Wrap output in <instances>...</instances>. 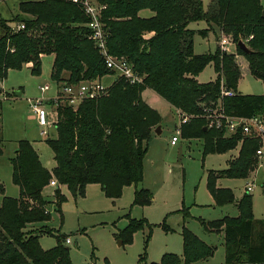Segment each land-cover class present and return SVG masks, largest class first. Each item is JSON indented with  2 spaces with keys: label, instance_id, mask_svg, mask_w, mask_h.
<instances>
[{
  "label": "trees",
  "instance_id": "obj_1",
  "mask_svg": "<svg viewBox=\"0 0 264 264\" xmlns=\"http://www.w3.org/2000/svg\"><path fill=\"white\" fill-rule=\"evenodd\" d=\"M106 6L102 23L107 34L109 55L126 59L141 84H130L118 77L108 88V94L97 100H86L77 109L57 101L55 113L57 136L47 143L54 153L53 171L43 167L34 146L27 140L18 143L11 160L13 182L20 197L5 196L0 180V264H74L65 237L55 235L45 225L29 229L38 223L51 221V205L43 195L56 179V211L63 220L62 207L67 201L60 186L68 187L75 198L85 197L88 185H100L105 196L118 199L125 187L134 185L133 206H150L153 194L139 188L144 181V161L154 128L162 117L143 100V92L152 90L187 122L181 126L185 139L203 141L204 156L226 154L239 147L238 156L229 161L223 171H210L207 187L219 207L236 204L239 215L213 222L202 221L207 232L224 234L225 264H264V218L256 219L252 195L245 193L237 201L230 189L218 188L223 178L247 179L259 166L257 151L261 142L239 130L226 136L224 130L207 128V111L221 106L231 118L264 117V94L243 95L238 91L242 78L236 55H243L250 74L264 85V7L261 0H213L205 11L202 0H96ZM28 18L15 19L25 28L14 31L8 21L0 19V78L10 70L30 66L31 73L41 75L42 57L53 55L51 78L58 85L79 84L102 80L115 75L105 63L88 27L89 18L72 0H25L19 4ZM149 10L150 18L140 13ZM205 21L208 28L194 31L191 23ZM218 31L236 45V53L223 51L197 55L194 37ZM250 49L245 53L238 43ZM213 65L217 79L199 83L204 69ZM67 74V76H66ZM222 86L232 91L224 96ZM50 104H53L52 102ZM2 101L0 100V108ZM1 152V151H0ZM184 219L189 212L183 209ZM29 226V227H28ZM152 225L146 220L130 219L121 231L123 244L131 242L138 231ZM171 231L166 222L162 224ZM43 235L55 236L57 245L44 250ZM150 236L148 240H150ZM182 256L166 253L161 261L148 263L147 255L137 264H202L215 254V247L189 231L182 229ZM109 264V263H106Z\"/></svg>",
  "mask_w": 264,
  "mask_h": 264
},
{
  "label": "rangeland",
  "instance_id": "obj_2",
  "mask_svg": "<svg viewBox=\"0 0 264 264\" xmlns=\"http://www.w3.org/2000/svg\"><path fill=\"white\" fill-rule=\"evenodd\" d=\"M21 1L25 0H0V19L8 21L15 27L19 23L15 21L17 17L20 20L28 18L19 9ZM202 1L205 11H208L213 0ZM261 3L264 7V0H261ZM189 28L202 31L208 26L205 21H201L191 23ZM223 38L219 37L216 40L215 33L210 32L207 36L197 33L194 37V51L197 55L215 53L218 46L222 49ZM227 51L236 53V45L230 44ZM53 61V55L42 58V72L39 76L33 75L30 66L25 65L20 70L8 71L6 78H0L2 101L0 180L5 187L6 197L15 199L20 197V189L13 182L11 164L20 141L27 140L34 146L43 167L48 171H53L56 166L54 153L47 143L48 139L57 136L54 125L57 121L56 108L50 104L58 98V84L51 78ZM236 61L242 75L238 91L243 95L264 94V85L250 74L246 58L237 54ZM117 78V74L108 75L103 83L113 84ZM216 79L217 74L213 65L207 66L198 78L201 83ZM46 85H49L50 89L42 92L41 87ZM222 90H225L224 86ZM18 92L22 94L17 96ZM143 96L144 102L158 111L162 117L159 125L161 133L155 132L159 126L152 132L144 161V181L139 185V188L145 187L152 192L153 203L145 207L133 206L136 190L134 185L125 187L118 199L106 197L97 184L88 185L85 197L79 198H75L68 187L60 186L62 194L67 199L62 207V220L53 204L58 184L57 187H46L43 192L44 197L51 202L48 207L52 215L51 221L28 227L39 229L47 225L52 228L55 235H63L65 237L63 243L70 249V257L74 264H137L144 254L147 255L148 263L160 262L166 253L181 256L183 252L181 233L183 226H186L194 235L215 247L211 263L224 264L223 234L220 236L219 232L205 231L201 222H213L227 216L239 215L235 205L217 206L207 187L209 172L226 170L229 161L238 156L239 147L226 154L204 156L202 140L185 139L181 135L179 143L172 146V137L182 126L183 118L180 111L176 110L177 115L175 109L152 90H145ZM36 100H43L48 121L52 124L48 129L47 138L41 135L43 129L39 127L31 108V102ZM249 183L254 186V191L250 193L254 216L261 220L264 218V157L259 159L258 168L249 178H223L217 182V187L230 189L237 200L244 196ZM2 200L3 196H0V204ZM183 209L189 212L186 220ZM130 219H146L152 225V229L146 227L143 231L136 232L131 242L123 244L119 234L129 225ZM164 222L171 231L168 232L162 227ZM67 238L71 240L70 244L66 243ZM40 243L44 250H50L57 245V239L55 236L43 235Z\"/></svg>",
  "mask_w": 264,
  "mask_h": 264
},
{
  "label": "built area",
  "instance_id": "obj_3",
  "mask_svg": "<svg viewBox=\"0 0 264 264\" xmlns=\"http://www.w3.org/2000/svg\"><path fill=\"white\" fill-rule=\"evenodd\" d=\"M73 3L79 5L89 18L88 27L91 31V36L96 42V45L100 49L101 53L105 57V63L107 68L125 79L130 84H141L143 78L134 72L132 65L124 58L117 59L108 54L106 48L107 34L102 23L103 11L106 10V6L100 5L96 0H72ZM25 28L23 23H18L13 27L14 31H20ZM233 44L228 38L221 40V47L223 51H227L229 45ZM50 89L49 85L41 87L42 92H47ZM58 98L52 101L56 105L57 101H62L72 107H77L86 100H97L108 94V87L104 85L102 80L83 81L79 84L58 85ZM224 96H232V91H223ZM31 108L35 114L39 127L42 128L41 135L47 138L49 135V128L52 124L48 121V114L44 107L43 100H36L31 102ZM181 124L187 122V118L182 117ZM207 128L224 130L226 136H232L239 130L245 135L254 136L261 142V147L257 151L258 158L264 157V117H254L252 119H238L227 117L221 108L217 106L214 109L207 111ZM179 135L181 130L178 129L175 136L172 137L171 145H176L179 142ZM53 187H57L58 183L53 180L50 184ZM246 193L250 194L254 191L253 184L246 186ZM66 243L70 244L71 240L66 239Z\"/></svg>",
  "mask_w": 264,
  "mask_h": 264
},
{
  "label": "crops",
  "instance_id": "obj_4",
  "mask_svg": "<svg viewBox=\"0 0 264 264\" xmlns=\"http://www.w3.org/2000/svg\"><path fill=\"white\" fill-rule=\"evenodd\" d=\"M147 11V12H146ZM140 15L143 17V18H150L151 16H153V13L151 12V11H149V10H145V11H142L141 13H140ZM208 26V25H207ZM210 33H215V36L216 35H219V32L218 31H211ZM209 34V33H208ZM44 57V56H43ZM42 57V58H43ZM107 77V76H106ZM106 77L105 78H103L102 79V82L103 81H105V79H106ZM199 78V77H198ZM197 78V79H198ZM198 82L199 83H201L199 80H198ZM112 83H110V84H108V85H106V84H104V85H106L107 87H109L110 85H111ZM155 94V93H154ZM157 95V94H156ZM143 98H144V96H143ZM146 102H148V101H146ZM170 106V105H169ZM171 107V106H170ZM172 108V107H171ZM174 110V109H173ZM175 112H176V114L178 113L176 110H174ZM178 115V114H177ZM179 143V142H178ZM177 143V144H178ZM176 144V145H177ZM176 145H172V146H176ZM250 184V183H249ZM143 188H145V187H143ZM245 190H246V188H245ZM246 193V192H245ZM240 199H237V201H239ZM231 205H235V208L237 209V211H238V208H237V206H236V204H231ZM238 214H239V211H238ZM230 217V216H229ZM223 233H220L219 235L221 236ZM223 236H224V234H223ZM212 246V245H211ZM225 250V249H224ZM182 256V255H181ZM214 257V256H213ZM212 257V258H213ZM212 258L211 259H209L208 261H205V262H203L202 264H212L211 263V261H212ZM224 264H225V262H224Z\"/></svg>",
  "mask_w": 264,
  "mask_h": 264
},
{
  "label": "water",
  "instance_id": "obj_5",
  "mask_svg": "<svg viewBox=\"0 0 264 264\" xmlns=\"http://www.w3.org/2000/svg\"><path fill=\"white\" fill-rule=\"evenodd\" d=\"M263 16H264V13H263ZM238 46H239L240 49H241L242 51H244L245 53H250V52H251L250 49L247 47V45H246L243 41H240V42L238 43ZM16 94H17V96H20L22 93H21V92H18V93H16ZM155 132L158 133V134H160V133H161V127L159 126V127L156 129ZM120 245H122V242H120Z\"/></svg>",
  "mask_w": 264,
  "mask_h": 264
}]
</instances>
